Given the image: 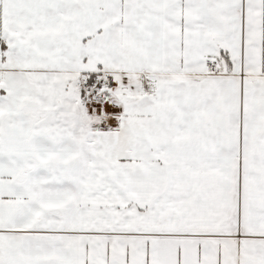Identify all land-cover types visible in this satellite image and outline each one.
I'll use <instances>...</instances> for the list:
<instances>
[{"label":"snow or ice","instance_id":"1","mask_svg":"<svg viewBox=\"0 0 264 264\" xmlns=\"http://www.w3.org/2000/svg\"><path fill=\"white\" fill-rule=\"evenodd\" d=\"M0 264H264V0H0Z\"/></svg>","mask_w":264,"mask_h":264}]
</instances>
